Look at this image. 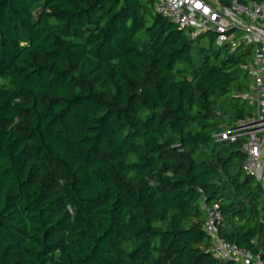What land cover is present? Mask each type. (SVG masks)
<instances>
[{"label":"trees","instance_id":"trees-1","mask_svg":"<svg viewBox=\"0 0 264 264\" xmlns=\"http://www.w3.org/2000/svg\"><path fill=\"white\" fill-rule=\"evenodd\" d=\"M155 2L0 0V264H246L200 201L264 261V190L216 139L252 114L251 51Z\"/></svg>","mask_w":264,"mask_h":264},{"label":"built area","instance_id":"built-area-1","mask_svg":"<svg viewBox=\"0 0 264 264\" xmlns=\"http://www.w3.org/2000/svg\"><path fill=\"white\" fill-rule=\"evenodd\" d=\"M155 12L173 22L179 31L190 37L212 32L217 47L239 45L251 51L244 70L251 82L242 95L252 108L251 116L235 121L229 129L216 135L219 142L241 144L245 156L244 171L256 178L264 190V3L249 0L242 7L236 0L225 6L216 0H156ZM241 31L240 36L234 31ZM205 220L203 231L211 240L210 254L219 261H240L264 264L259 256H252L227 243L218 233L221 213L217 206L202 204Z\"/></svg>","mask_w":264,"mask_h":264},{"label":"rangeland","instance_id":"rangeland-1","mask_svg":"<svg viewBox=\"0 0 264 264\" xmlns=\"http://www.w3.org/2000/svg\"><path fill=\"white\" fill-rule=\"evenodd\" d=\"M209 1H210V0H208V4H209ZM211 1H212V0H211ZM217 1H218V0H217ZM218 2H219V1H218ZM233 34L236 35V36H240V35H241V31L236 30V31H234ZM202 45H203L205 48H208V41L203 42ZM248 82L251 84L250 80H248ZM202 204H203V201H200V205H201V206H202Z\"/></svg>","mask_w":264,"mask_h":264},{"label":"water","instance_id":"water-1","mask_svg":"<svg viewBox=\"0 0 264 264\" xmlns=\"http://www.w3.org/2000/svg\"><path fill=\"white\" fill-rule=\"evenodd\" d=\"M217 1V0H216Z\"/></svg>","mask_w":264,"mask_h":264}]
</instances>
